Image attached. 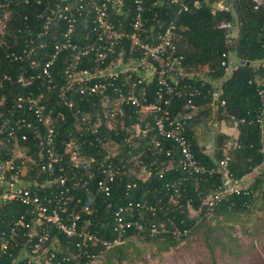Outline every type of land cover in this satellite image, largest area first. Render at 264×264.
<instances>
[{
	"label": "trees",
	"instance_id": "trees-1",
	"mask_svg": "<svg viewBox=\"0 0 264 264\" xmlns=\"http://www.w3.org/2000/svg\"><path fill=\"white\" fill-rule=\"evenodd\" d=\"M6 1L7 6L0 8V20H3L5 24L2 33L0 31V77L6 74L10 76V80L3 82V88L0 91V99L4 103L0 110L10 109L14 113V118L20 117V110L16 107L18 97H22L21 102L25 105V98L31 96L44 104L46 111L52 116V124L56 131L54 142L58 150H61L72 137L80 143L87 157L94 155L96 159L102 160V157H105V151L113 146L118 148L115 150L116 154L112 157V161L119 169V173L112 184L111 194L109 197L97 194L92 214L82 215V220H90L87 229L102 239L112 237L110 229L113 211L129 201H146L163 207V211L159 212L156 217L145 216L144 231L137 232L129 229L124 237V245L121 244L104 254L108 259L106 264H114L111 262L112 259H116L115 264H121L126 257V243L133 238H142L146 242L155 244L158 251H167L176 247L180 241L187 239L193 232H199L204 241L209 242L207 247L211 252L215 247L225 248L223 234L232 239L231 235L223 233L225 221L250 214L253 210L264 211V170L261 169L264 164V133L257 123H245L237 128L238 135L231 143L239 147L230 150L228 163L231 173L236 178L244 177L255 169L259 170L252 180L251 193L233 195L224 199L214 208L209 217L202 219L190 217L185 208L187 201H191L192 206L198 209L201 201L220 184V176L217 174L201 176L197 180L188 178L180 187L179 204H171L168 200L169 191L165 188V182L181 176L177 165L178 151L173 148L171 142H161V147H155V141L159 138L154 129L153 117L147 115L142 120L140 108L130 104L122 105L121 114H117L114 119L105 116L108 115V109L103 106L105 98H108V102L105 103L110 105L118 99L120 93L126 95L132 91L143 105L157 100L155 93L159 90V86L156 78L145 82L139 72L133 71L120 73L114 81L107 83L104 92L100 95L81 98L73 90L66 91L70 83L66 69L74 62L77 54H79L76 65L78 70L104 68L111 62H115L120 53L128 56L130 41L123 39L101 64H97L93 53L81 55L79 52L96 39V31L88 16L85 15L83 17L85 21L80 17L71 35L75 50H62L56 55L49 69L48 78L41 75L36 77L42 66L52 59L53 46L61 41L66 30L67 22L55 16L57 8L61 9L66 0ZM97 1L108 3L110 19L115 24L120 23L121 25L118 29L131 31L130 23L134 15L131 0H124L122 11L119 14L114 8L112 9V5L115 6L112 0ZM69 2L73 1L69 0ZM154 2L155 0H143L144 17L147 19V24L142 33V41L152 44L154 37L162 32L171 20L175 21L174 43L184 59L181 72L176 69L171 71L167 80L172 87L185 85L202 90V95L193 98L191 109L193 116L186 121L185 136L197 162L211 168L216 161L222 158L221 148L230 141V138L223 134L217 135L212 153L207 155L203 152L196 139L194 127L208 119L210 115L207 110L202 111V108L212 105L210 98H204V95L207 91H220V98L225 101L224 107H218L221 114L220 120L230 119L232 116L251 120L257 116L260 102L256 82L260 80L264 87V7L253 10L250 3L240 0L237 5V15L232 13L212 15L208 6L203 5L199 9L190 8L188 12L176 16L177 5L170 4L167 0H163L160 5ZM87 9L85 8L84 11L87 12ZM48 17L50 22L45 27ZM221 21L233 22L235 37L228 39L226 31L218 28ZM30 48L35 54L30 57V60L34 59L36 62V66L32 69L29 64L30 60L26 58L15 62L5 56L6 52L14 49L21 53L24 49L29 50ZM222 62H225V66H222ZM232 63L236 68L227 74L225 67L232 66ZM200 68H207V77L197 74ZM183 72L184 75H182ZM20 75L24 77L26 84L22 85L17 82ZM31 75L35 77L30 79ZM74 88L76 85H73ZM61 90L65 95V100L73 103V108L70 109L64 105V101L59 97ZM162 94L163 98L167 97L164 92ZM185 107L186 98L172 97L169 106L170 115L174 117L183 113ZM77 111L90 116V126L96 127L97 134L85 131L86 133L80 135V132L76 130L78 128L75 119ZM13 117L9 116L8 120L13 121ZM137 125L141 130L146 128L148 130L142 138L140 136L133 141L130 139V131ZM79 127L81 128V125ZM82 129L89 130L86 125H82ZM25 132L29 133L28 130ZM32 137L29 135L28 144L32 143ZM168 150H170V155L166 156ZM135 157L137 161L134 160ZM4 158L5 156L0 151V159ZM138 162L141 168L150 172V176L145 181L129 173L128 168ZM66 164L68 165L65 155L59 166ZM169 166L171 169L166 171ZM163 170H165L164 176L159 178L157 173ZM35 175L36 173L31 174L32 177ZM41 178L43 176L39 175L38 179ZM128 183H136V186L127 194ZM89 185L93 190L94 182H90ZM71 196L72 200L80 197L83 203H87L90 199L89 193L85 192L83 187L73 189ZM25 209L19 204L2 207L0 209V230L12 224L14 218L24 213ZM71 209L72 206L69 211ZM150 221L163 223L169 231L177 228L189 229V232L182 237H174L169 232L151 238L146 232ZM51 234L52 238L58 241V253H69L70 264L85 263L86 258L83 256L72 258L77 253L72 242L54 228L51 229ZM21 252L22 248L19 244L6 254L0 255V264H13L14 262L27 264L26 260L21 258Z\"/></svg>",
	"mask_w": 264,
	"mask_h": 264
},
{
	"label": "built area",
	"instance_id": "built-area-1",
	"mask_svg": "<svg viewBox=\"0 0 264 264\" xmlns=\"http://www.w3.org/2000/svg\"><path fill=\"white\" fill-rule=\"evenodd\" d=\"M72 1L71 3L66 0L61 9L57 6L55 16L66 21L67 27L61 41L53 46L52 59L42 66L36 77L41 75L48 78L50 76L49 69L56 55L62 50H75L76 47L71 41L75 24L80 17L88 16L93 29L96 31V39L79 52L81 55L93 53L97 64H101L108 57V54L113 53L114 48L123 39L130 41V51L128 56L120 53L115 62H111L104 68L96 67L93 70H78L76 65L79 54H77L74 62L69 64L66 69L70 82L66 91L73 90L81 98H88L102 94L107 83L114 81L120 73L137 71L145 82H149L155 77L159 90L155 93L157 100L154 102L143 105L140 103V99L130 91L126 95L120 93L118 99L110 105L106 104L108 98H105L103 106L108 109V115L105 116H109V119H114L117 114H121L122 105L130 104L139 107L141 115L153 117L154 129L159 138L155 141V147H161V142H171L173 148L178 151L177 165L181 171V176L165 182V188L169 191V202L173 205L179 204L180 187L188 178L197 180L201 176L214 174L220 176V184L201 201L198 209L192 206L191 201H187L185 208L190 217L199 219L209 217L214 208L224 199L233 195H249L252 183V181L246 182V177L249 174L236 178L228 166L230 150L239 147V145L232 144L230 141L226 142L221 148L222 158L216 161L213 167L207 168L197 162L185 136L186 121L193 116L191 111L193 98L202 95L203 92L199 88H190L185 85L172 87L167 80L171 71L176 69L181 72L184 59L174 43L176 38L175 21L171 20L166 28L154 37V42L149 44L142 41V33L147 24V19L144 17L143 0H131L134 6V15L130 23V32L118 29L121 26L120 23L115 24L110 19L107 2L99 3L97 0ZM162 1L155 0L154 3L160 5ZM167 1L177 5L176 16L188 12L190 8L199 9L203 5L208 6L212 15L234 14L230 4L231 0ZM235 1L238 5L240 0ZM241 1L250 3L253 10L264 7V0ZM7 3L6 0L0 2V8L6 7ZM112 3L115 5H112V9L114 8L117 14L121 13L124 0H112ZM85 8H88L86 10L88 13L84 11ZM83 20L85 21V18ZM49 22L50 18L48 17L45 27L48 26ZM4 27L3 20H0L1 33ZM218 28L225 30L226 37L230 39L235 26L231 21H221ZM32 55H35L32 48L24 49L21 53L14 49L5 54L6 58L15 62L22 61L24 58L30 60ZM29 64L31 69L36 66L34 59L30 60ZM222 66H225V62H222ZM232 66L225 67L227 74L236 68L234 63ZM33 77L35 76L31 75L30 79ZM9 80L10 76L6 74L0 77V91L3 88V82ZM17 82L22 85L26 84L22 75L18 76ZM73 85H76V88L73 89ZM256 85L260 102L259 112L251 120L238 119L232 116L230 120L234 130L245 123H257L264 133V87H262L260 80L256 82ZM163 92L167 95L166 98H163ZM220 94L219 90L207 91L204 98H210L211 104L216 107H224L225 101L220 98ZM59 97L64 101L66 107L73 108V103L65 100L62 90ZM172 97L186 98L184 112L174 117L169 112ZM21 99L22 97H18L16 104L20 110V117L14 118V113L10 109L0 110V151L5 156L4 159H0V209L12 204H19L26 209L24 213L18 214L14 218L12 224L0 230V255L6 254L10 249L18 247L20 244L22 248L21 258L25 259L27 264H70L69 253H58V241L52 238L51 234V229L54 228L72 242L77 250V253L72 256L73 259L83 256L86 258L83 264H92L99 257H103L106 252L121 245L129 229L137 232L144 231L145 216L149 215L154 218L163 211V207L158 204L146 201H129L113 211L110 229L112 237L102 239L97 234L90 232L87 229L90 220H82V215L89 216L92 214L97 194H103L105 197L110 196L112 184L119 173V169L112 161V157L116 154V147L105 151V157H102V160L96 159L94 155L85 156L82 146L73 137L64 144L61 150H58L54 142L56 131L52 124V116L46 111L44 104L39 103L31 96H27L25 98L26 103L23 105ZM3 104L0 99V108H3ZM77 112L75 119L78 128L76 130L80 132V135L86 133L85 131L97 134L96 127L90 126V116L80 113V111ZM9 116L14 118L13 121L8 120L10 119ZM82 125H86L89 130L82 129ZM108 127L110 128V125ZM25 130H28L29 133H26ZM147 130V128L137 130L130 135V139L144 136ZM29 135L33 136L30 144H28ZM65 155L68 165L59 166ZM169 155L170 150L166 153V156ZM169 169H171L170 166L166 168V171ZM35 170L36 172H34ZM144 171L146 177L138 178L142 181L150 176L149 171ZM32 172L36 173L34 177L31 176L34 174ZM164 172L165 170L158 172V177L163 178ZM39 175L43 176L40 180L38 179ZM92 181L94 182L93 190L89 185ZM135 186L136 183H128L126 186L127 194ZM80 187L89 193L90 199L87 203H83L80 197L72 200L71 191ZM71 206L72 209L69 211ZM146 232L151 238L169 232L174 237H182L189 232V229L176 228L169 231L163 223L150 221Z\"/></svg>",
	"mask_w": 264,
	"mask_h": 264
},
{
	"label": "rangeland",
	"instance_id": "rangeland-1",
	"mask_svg": "<svg viewBox=\"0 0 264 264\" xmlns=\"http://www.w3.org/2000/svg\"><path fill=\"white\" fill-rule=\"evenodd\" d=\"M235 35L236 32L232 36L235 37ZM184 74L183 72L182 75ZM197 74L201 77H207V69L200 68ZM188 76H190L189 73ZM220 116L218 107L212 105L208 119L202 121L206 123L208 128L204 142L210 143L212 146L215 145L217 135L228 136L233 133L230 119L220 120ZM143 118L144 114H142L141 119L143 120ZM137 130L140 129L135 126L130 133L134 134ZM136 139L138 138H134L133 141ZM116 149L118 150L117 147ZM134 160L137 161V157ZM140 165V162L133 163L128 168L129 173L137 178L146 177V173ZM261 169L264 170V164ZM258 172L259 170L255 169L250 173L246 177V182H251ZM223 227L226 228H223V233L231 235L233 239L223 234V241L226 243L225 248L215 247L211 252L207 247L209 242L204 241L199 232H193L187 239L180 241L176 247L167 251H158L157 246L152 242H146L142 238H133L126 243V257L121 264H264L263 210H253L250 214L232 218L225 221ZM211 239H209L210 242H212ZM107 260L105 255L96 259L92 264H106ZM111 262L115 264L116 259H112Z\"/></svg>",
	"mask_w": 264,
	"mask_h": 264
},
{
	"label": "crops",
	"instance_id": "crops-1",
	"mask_svg": "<svg viewBox=\"0 0 264 264\" xmlns=\"http://www.w3.org/2000/svg\"><path fill=\"white\" fill-rule=\"evenodd\" d=\"M204 109L207 110L208 112H210V107L209 106L202 108V111ZM203 121H205V120H203ZM230 122H231V120H230ZM207 129L208 128L206 127V123L201 121L199 124H197L194 127V133H195V136H196V139H197L198 143L200 144V146L203 149V152L205 154H207V155H210L212 153V151L214 150V146L210 145V143L207 144L206 142H204V136H205V133H206ZM237 135H238L237 130L233 129V133H231V135H228V136H230L229 137L230 141L232 142L237 137Z\"/></svg>",
	"mask_w": 264,
	"mask_h": 264
},
{
	"label": "water",
	"instance_id": "water-1",
	"mask_svg": "<svg viewBox=\"0 0 264 264\" xmlns=\"http://www.w3.org/2000/svg\"><path fill=\"white\" fill-rule=\"evenodd\" d=\"M230 4L232 5V9H233V11H234V14L237 15L238 8H237L236 1H235V0H231V1H230Z\"/></svg>",
	"mask_w": 264,
	"mask_h": 264
}]
</instances>
